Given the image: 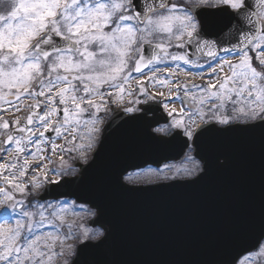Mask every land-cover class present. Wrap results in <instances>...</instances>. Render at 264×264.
I'll return each mask as SVG.
<instances>
[{
	"label": "snow or ice",
	"instance_id": "1",
	"mask_svg": "<svg viewBox=\"0 0 264 264\" xmlns=\"http://www.w3.org/2000/svg\"><path fill=\"white\" fill-rule=\"evenodd\" d=\"M155 101L171 119L154 131L175 135L152 138L177 142L185 162L149 167L165 180L193 181L205 172L210 131L264 126V0L0 4V264H61L77 238L67 212L80 206L30 197L45 185L70 187L77 162L95 163L88 153L102 146L112 107L146 119ZM256 256L264 257V225L241 236L222 264H250Z\"/></svg>",
	"mask_w": 264,
	"mask_h": 264
},
{
	"label": "water",
	"instance_id": "2",
	"mask_svg": "<svg viewBox=\"0 0 264 264\" xmlns=\"http://www.w3.org/2000/svg\"><path fill=\"white\" fill-rule=\"evenodd\" d=\"M145 47L150 55L151 48ZM157 110L153 119L159 123L150 126L147 118L113 117L92 159L95 163L78 164L80 172L70 177L75 181L70 187L48 185L40 195L41 201L72 198L96 210L87 223L101 227L104 236L80 244L72 264H222L241 236L252 230L258 234L264 225V148L257 160L243 158L239 164L235 182L240 188L231 199L200 190L191 194L188 185L177 181L148 187L123 181L129 171L181 157L177 142L152 138V128L164 121ZM256 130L264 131V126L249 128Z\"/></svg>",
	"mask_w": 264,
	"mask_h": 264
},
{
	"label": "flooded vegetation",
	"instance_id": "3",
	"mask_svg": "<svg viewBox=\"0 0 264 264\" xmlns=\"http://www.w3.org/2000/svg\"><path fill=\"white\" fill-rule=\"evenodd\" d=\"M117 111H121L119 108L117 107H112L111 111L104 116V123L102 125V129L104 127V124L107 122V120L114 115L115 112ZM169 123V122H168ZM167 123V124H168ZM167 124H163L160 125L158 127H166ZM156 127V128H158ZM155 128V129H156ZM174 131L172 130H168L167 132H164L163 134L165 135H171ZM255 134H257L256 132H254ZM264 133V132H263ZM227 139L228 136L225 135V132H217V131H210L209 133H207L206 137H205V142L203 145V150L205 152V161H206V166L208 167V170L211 173V176H208L205 178L201 179V182H210V181H215L217 182H221V179L223 178V176L221 177L222 173L224 172V167L226 162L231 158V154H225L224 150H229V146L227 144ZM191 147L193 149H195V144L193 143L191 145ZM97 146L95 148H93L92 152H94V150H96ZM257 151H258V141L257 143H255V137H252V134L250 133V135L247 136L246 139V144H245V152H244V162L245 160H257ZM188 152V149H187ZM191 155L194 156L196 158V160H198L201 164V166H204V161L200 159L199 156L196 155L195 151L191 152ZM239 162L242 159V154L239 152L238 156H237ZM219 159H221V161L224 163L223 165L219 164ZM181 161L179 162H173V163H179L180 164ZM149 167H151L152 169H157L158 167H152V166H148L147 168H144L142 170L139 171H135V172H131L129 175H127V177L131 176L132 174H140L141 172H144L145 170L149 169ZM161 168V167H159ZM154 177H151L149 180H142L139 181L138 184H156L161 182V177L159 174H155L154 173ZM198 179V178H197ZM197 179L191 181L193 184H195L196 181H198ZM200 179V178H199ZM196 189V188H194ZM198 189H202L203 191H206L209 189V187L205 184L202 185L201 188L198 187Z\"/></svg>",
	"mask_w": 264,
	"mask_h": 264
},
{
	"label": "rangeland",
	"instance_id": "4",
	"mask_svg": "<svg viewBox=\"0 0 264 264\" xmlns=\"http://www.w3.org/2000/svg\"><path fill=\"white\" fill-rule=\"evenodd\" d=\"M22 114V113H21ZM91 152L88 153V157L90 156ZM185 163L184 161H181L180 164L179 163H173V164H169L172 165L173 168H178L181 167L182 164ZM190 166V165H189ZM163 168V167H162ZM142 173V172H141ZM132 174L131 177L132 179L130 181H141L143 178H151L154 177V173L148 172V170L144 171L143 174ZM169 175H171V173H169ZM161 177V181H167L165 179ZM36 193H34V196H36ZM37 198H33L32 203H36L38 202V200H36ZM71 201V200H69ZM76 203V202H75ZM76 205L80 206V207H76L75 209L71 208L69 206V211L67 212V220L71 223H73L74 225V231H76L77 233V238L73 239L72 241H70V243H72L73 245V249L72 251L67 255V257L62 258L61 260V264H63V260L67 259L68 263L71 261L72 257L74 256L75 252H76V246L81 243L86 241L83 238V234L85 232H87L89 239L87 240H96V239H92V234L96 231H100L97 230L96 228L93 229L91 227H88L87 225V221L92 218L93 216L90 215V213L87 211V209H89L90 207H88L87 205H81L76 203ZM250 264H264V257L261 256H256L254 259H252L250 261Z\"/></svg>",
	"mask_w": 264,
	"mask_h": 264
},
{
	"label": "clouds",
	"instance_id": "5",
	"mask_svg": "<svg viewBox=\"0 0 264 264\" xmlns=\"http://www.w3.org/2000/svg\"><path fill=\"white\" fill-rule=\"evenodd\" d=\"M5 2V0H0V4H3Z\"/></svg>",
	"mask_w": 264,
	"mask_h": 264
}]
</instances>
